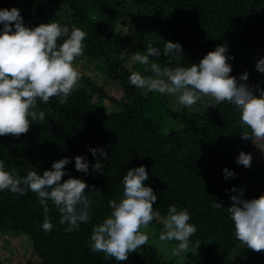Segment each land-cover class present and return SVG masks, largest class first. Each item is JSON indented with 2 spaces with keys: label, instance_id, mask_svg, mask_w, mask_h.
I'll use <instances>...</instances> for the list:
<instances>
[{
  "label": "trees",
  "instance_id": "16d2710c",
  "mask_svg": "<svg viewBox=\"0 0 264 264\" xmlns=\"http://www.w3.org/2000/svg\"><path fill=\"white\" fill-rule=\"evenodd\" d=\"M51 5L60 12L62 26L87 33L84 54L76 60L102 58L106 77L118 84L122 95L112 98L82 78L66 104L57 97L47 104L38 100L45 120L33 121L29 132L19 137L0 136V159L6 170L25 176L29 170L42 175L54 161L68 157L62 181L81 178L89 190L95 187L101 194L87 193L93 199L90 220L72 232L65 231L68 225L60 223V213L49 200L47 215L54 227L46 232L42 228L45 212L35 193L0 191V231L27 233L38 264H149L137 251L125 261H116L90 247L93 227L110 214L109 201L119 202L123 196L124 174L144 165L149 175L144 183L157 194L155 210L165 218L172 204L178 210L187 209L190 223L197 228L191 242L201 241L196 254L190 252L182 261L165 264H199L198 260L200 264H264V252L246 248L235 237L227 211L233 186L244 189L245 199L264 193V141L241 138L247 129L241 128L234 105L224 102L214 107L209 105L214 100L202 97L192 108H185L175 97L129 82L133 71L153 75V61L172 68L198 64L224 44L230 75L238 80L237 67L257 54L264 57V0H0V9L19 8L29 27L46 23L44 16ZM125 27L129 35H124ZM166 41L181 44L180 60L168 62L162 51ZM149 43L159 47L161 55L150 57L148 66L133 62L132 56L145 54ZM249 85L264 88V80ZM254 94L260 95L258 88ZM110 102L117 107L107 111L105 105ZM90 147L104 148L107 160L99 154L94 157ZM241 151L251 154V167L237 164ZM77 155L88 162L87 174L75 169ZM97 159L104 165L103 174L92 170ZM225 168L235 176L226 179ZM216 202L222 207H214ZM161 231L162 227L158 234Z\"/></svg>",
  "mask_w": 264,
  "mask_h": 264
},
{
  "label": "clouds",
  "instance_id": "9594fccd",
  "mask_svg": "<svg viewBox=\"0 0 264 264\" xmlns=\"http://www.w3.org/2000/svg\"><path fill=\"white\" fill-rule=\"evenodd\" d=\"M0 24L3 26L0 29V136L19 137L29 132L33 121L42 124L45 120V111L38 108V100L47 104L51 98L57 97L64 105L79 88L82 77L74 61L84 54L87 33L75 26L70 30L55 20L35 27L26 26L20 9L16 7L0 9ZM123 33L129 35V29L123 28ZM162 51L169 63L173 59L180 60V54H183L178 42L166 41ZM160 55L161 49L149 43L145 54L137 52L131 59L148 66L150 57ZM228 60L227 44L218 45L198 64L172 68L153 61L150 64L153 75L145 77L133 71L129 82L142 90L175 97L185 108H192L202 97L214 100L215 104H209L214 107L224 102L234 105L241 128L247 129L241 132V138L251 139L254 143L264 141V88L246 83L247 72L241 74L239 80L230 75L232 67ZM256 69L264 73V58L258 60ZM254 88L259 89L260 95L254 94ZM89 151L94 157L99 154L104 160L108 158L104 148L90 147ZM251 160V154L244 151L236 158L237 164L245 168L251 167ZM68 163L69 158L64 157L54 161L51 169L44 170L42 175L29 170L25 176H20L6 170L4 160L0 159V191L18 195H25L28 191L35 193L45 212L42 228L46 232L54 227L47 215L50 200L60 213V223L68 225L65 231H75L81 223L90 220L93 199L87 193L99 197L101 190L95 187L89 190L81 178L69 177L62 181ZM103 166L101 159H97L92 170L103 174ZM75 169L88 173L89 164L83 156L75 157ZM223 172L226 179L235 176L228 168ZM148 179L144 165L126 171L122 179V198L119 202L110 200V214L93 227L90 237L92 252H102L106 258L125 261L130 253L148 245L146 229L153 220H159L162 223L159 240L178 242L174 255L196 254L201 241L197 240L194 245L191 242L197 228L190 223V213L187 209L178 210L172 204L167 216L161 218L154 208L157 194L144 183ZM231 192L234 193L230 197L232 204L227 211L234 223L235 237L246 248L264 252V193L257 198L245 199L243 188L233 186ZM214 207L221 208L222 204L216 202Z\"/></svg>",
  "mask_w": 264,
  "mask_h": 264
},
{
  "label": "rangeland",
  "instance_id": "374dc122",
  "mask_svg": "<svg viewBox=\"0 0 264 264\" xmlns=\"http://www.w3.org/2000/svg\"><path fill=\"white\" fill-rule=\"evenodd\" d=\"M126 16L127 15H122L121 18H125ZM44 20L46 23L50 20H55L60 23V12L51 5L45 13ZM261 58L264 57H260L259 54H257L251 62H244L242 66L237 67L239 72L238 80L241 74L245 72L248 73V80L246 81L248 84H250L251 81L264 80V73L256 69V64ZM74 64L80 71L82 78H86L93 84L100 86L112 98L119 99V97H121V89L118 84L106 77V64L102 58L83 56L75 60ZM105 107L106 110L108 109L107 111H112L115 105L110 102L106 104ZM116 107L114 109H116ZM160 227H162V223L159 220H153L146 229V233L149 235L148 245L141 246L136 250L137 253L149 264H165L167 260L179 262L182 261V259H186L190 252L186 254L182 253L177 257V255L173 254L177 247L176 244L170 241L162 242L159 240L158 230ZM0 258L2 264L39 263L38 257L32 252V239L24 232L0 231ZM198 262L200 264L201 260H198Z\"/></svg>",
  "mask_w": 264,
  "mask_h": 264
}]
</instances>
